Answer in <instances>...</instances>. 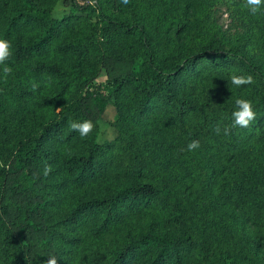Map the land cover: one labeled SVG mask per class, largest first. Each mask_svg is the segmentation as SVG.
<instances>
[{
	"label": "trees",
	"instance_id": "1",
	"mask_svg": "<svg viewBox=\"0 0 264 264\" xmlns=\"http://www.w3.org/2000/svg\"><path fill=\"white\" fill-rule=\"evenodd\" d=\"M219 6L243 38L215 28ZM0 39V264H264V12L0 0Z\"/></svg>",
	"mask_w": 264,
	"mask_h": 264
},
{
	"label": "clouds",
	"instance_id": "2",
	"mask_svg": "<svg viewBox=\"0 0 264 264\" xmlns=\"http://www.w3.org/2000/svg\"><path fill=\"white\" fill-rule=\"evenodd\" d=\"M122 3L127 5L129 0H122ZM246 6L250 14L255 15L258 12H264V0H246ZM12 45L7 39H0V63H3L10 56V49ZM10 69L5 66L4 72H9ZM231 82L233 85L240 87L243 85L252 84L251 76L244 75H233L231 77ZM236 109L232 113V126H240L242 128H247L249 124L255 119L256 113L253 110V104L251 100L247 99H237L235 101ZM71 128L79 132L81 137L87 136L93 130V123L90 120H85L82 123H72ZM219 131V129H217ZM200 144L198 140H193L187 145V150L189 152L199 148ZM45 169V173H47ZM47 264H57V259L51 257Z\"/></svg>",
	"mask_w": 264,
	"mask_h": 264
},
{
	"label": "rangeland",
	"instance_id": "3",
	"mask_svg": "<svg viewBox=\"0 0 264 264\" xmlns=\"http://www.w3.org/2000/svg\"><path fill=\"white\" fill-rule=\"evenodd\" d=\"M81 3L89 2V0H79ZM68 11L67 6L62 1L57 5L54 16L61 17ZM212 23L217 30H219L226 39L236 41L245 36L246 30L243 28L241 22L224 7L219 6L213 10ZM246 233L253 235L252 229L247 228ZM258 257L264 259L263 253H258Z\"/></svg>",
	"mask_w": 264,
	"mask_h": 264
}]
</instances>
